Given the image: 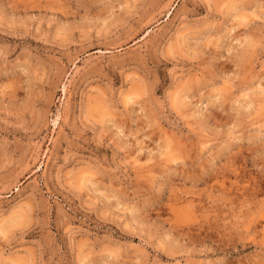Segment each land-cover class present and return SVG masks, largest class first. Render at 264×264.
<instances>
[{
    "label": "rangeland",
    "instance_id": "374dc122",
    "mask_svg": "<svg viewBox=\"0 0 264 264\" xmlns=\"http://www.w3.org/2000/svg\"><path fill=\"white\" fill-rule=\"evenodd\" d=\"M0 264H264V0H0Z\"/></svg>",
    "mask_w": 264,
    "mask_h": 264
}]
</instances>
